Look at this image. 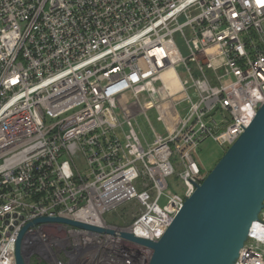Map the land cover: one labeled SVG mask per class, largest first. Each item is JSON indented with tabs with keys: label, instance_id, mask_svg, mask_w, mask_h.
I'll use <instances>...</instances> for the list:
<instances>
[{
	"label": "built area",
	"instance_id": "1",
	"mask_svg": "<svg viewBox=\"0 0 264 264\" xmlns=\"http://www.w3.org/2000/svg\"><path fill=\"white\" fill-rule=\"evenodd\" d=\"M263 102L264 0H0V264L39 217L159 240L205 178L193 152L228 149ZM141 179L138 214L108 223ZM258 219L236 264H264V208ZM21 252L28 264L152 253L58 223L29 228Z\"/></svg>",
	"mask_w": 264,
	"mask_h": 264
},
{
	"label": "water",
	"instance_id": "2",
	"mask_svg": "<svg viewBox=\"0 0 264 264\" xmlns=\"http://www.w3.org/2000/svg\"><path fill=\"white\" fill-rule=\"evenodd\" d=\"M264 208V102L243 134L228 148L193 194L186 198L157 241L70 219L39 217L22 227L15 264H28L21 252L26 231L41 224H64L107 233L151 250L148 264H236L253 222Z\"/></svg>",
	"mask_w": 264,
	"mask_h": 264
},
{
	"label": "rangeland",
	"instance_id": "3",
	"mask_svg": "<svg viewBox=\"0 0 264 264\" xmlns=\"http://www.w3.org/2000/svg\"><path fill=\"white\" fill-rule=\"evenodd\" d=\"M177 47L183 57H186L188 55L183 43L177 41ZM177 72L182 78L184 73L183 69L179 67L177 69ZM140 123H142V120H140ZM225 151V148H220L214 142L206 141L193 152L194 160L201 169L204 177H206V175L213 169V167L223 156ZM147 183L148 182L145 179H141L139 182L140 194L138 195V198L131 201L129 204L118 207L115 211L107 213L105 215V220L108 223L119 222L121 224H126L128 222H131L132 219L138 214V211L141 209V203L147 196L146 191L149 190V186L147 185ZM167 183L170 192H182V188L179 187L180 185L178 183L176 175L169 178L167 180ZM158 204L160 207L164 206L166 204V199L162 197ZM30 264H38V261L33 258Z\"/></svg>",
	"mask_w": 264,
	"mask_h": 264
},
{
	"label": "trees",
	"instance_id": "4",
	"mask_svg": "<svg viewBox=\"0 0 264 264\" xmlns=\"http://www.w3.org/2000/svg\"><path fill=\"white\" fill-rule=\"evenodd\" d=\"M38 264H45V263H38Z\"/></svg>",
	"mask_w": 264,
	"mask_h": 264
},
{
	"label": "crops",
	"instance_id": "5",
	"mask_svg": "<svg viewBox=\"0 0 264 264\" xmlns=\"http://www.w3.org/2000/svg\"><path fill=\"white\" fill-rule=\"evenodd\" d=\"M114 223H119V222H114ZM121 224V223H120Z\"/></svg>",
	"mask_w": 264,
	"mask_h": 264
}]
</instances>
